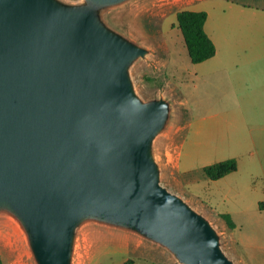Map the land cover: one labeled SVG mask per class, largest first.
<instances>
[{
    "label": "water",
    "instance_id": "95a60500",
    "mask_svg": "<svg viewBox=\"0 0 264 264\" xmlns=\"http://www.w3.org/2000/svg\"><path fill=\"white\" fill-rule=\"evenodd\" d=\"M130 0H0V214L34 264H73L92 220L179 264H237L211 221L162 184L154 141L166 97L143 99L130 68L151 53L103 18Z\"/></svg>",
    "mask_w": 264,
    "mask_h": 264
},
{
    "label": "rangeland",
    "instance_id": "374dc122",
    "mask_svg": "<svg viewBox=\"0 0 264 264\" xmlns=\"http://www.w3.org/2000/svg\"><path fill=\"white\" fill-rule=\"evenodd\" d=\"M63 1L78 4L83 0ZM242 6L246 10H242ZM183 10L209 12L211 25L221 22L264 24V0H130L106 10L103 18L151 51L130 68L137 93L145 100L163 96L172 104L168 125L153 145L155 157L164 171L162 184L211 221L220 232L223 248L230 257L235 252L245 259V264H264V208L260 207V202H264V142H259L257 147V152H261V158L257 157L259 170L254 169V164L249 165L248 160L241 159L237 176L240 178L234 183L211 181L201 170L194 177L178 176L168 162L170 153L176 155L175 149L188 122L211 111L198 105H211L220 96L211 91L194 93L196 66L190 60L177 21V13ZM252 10L258 13L252 15ZM259 51L264 52V42ZM253 96L252 101L259 105V110L251 109L247 115L250 124H257L264 119V85L258 87ZM223 145L219 140V146ZM181 159H186L185 153ZM189 189L205 203L194 200ZM224 193L229 194L226 201ZM228 211L232 212L234 229H228L217 214ZM129 259L133 264H179L162 246L131 232L114 230L92 220L77 229L73 264H122ZM0 260V264H34L23 229L8 213L0 214Z\"/></svg>",
    "mask_w": 264,
    "mask_h": 264
},
{
    "label": "crops",
    "instance_id": "0c3cea01",
    "mask_svg": "<svg viewBox=\"0 0 264 264\" xmlns=\"http://www.w3.org/2000/svg\"><path fill=\"white\" fill-rule=\"evenodd\" d=\"M242 8L246 10L245 6ZM251 12L252 15L258 13L256 10ZM207 15L205 31L216 46V54L195 64L193 88L196 94L211 91L220 96L211 105H198L211 111L188 122L186 132L175 149L176 155L170 153L168 162L178 176L194 177L201 170L211 181L234 183L240 178L237 176L240 174L241 159L248 160L249 165L254 164L256 171L260 168L257 157L261 152H257V147L259 142H264V119L250 124L247 111L259 110V105L252 100L258 87L264 85V52L259 51L264 42V24L221 22L211 25L210 13L207 12ZM219 140L224 143L223 147L219 146ZM184 153L186 159L183 161L181 156ZM227 161L236 162V170L217 180H212L205 173L206 167ZM188 193L194 200L205 203L193 194L192 189ZM228 198L229 194L224 193V201ZM231 213L217 214L231 216ZM231 258L237 264L246 263L235 252Z\"/></svg>",
    "mask_w": 264,
    "mask_h": 264
},
{
    "label": "trees",
    "instance_id": "16d2710c",
    "mask_svg": "<svg viewBox=\"0 0 264 264\" xmlns=\"http://www.w3.org/2000/svg\"><path fill=\"white\" fill-rule=\"evenodd\" d=\"M207 12L196 10H183L177 13V21L181 30L188 55L192 63H200L212 58L216 54V46L205 31ZM234 161L222 162L205 168V173L212 179L222 178L227 173L236 170ZM264 208V202L260 204ZM228 227H236L229 214H220ZM1 262V260H0ZM122 264H133L132 260H126Z\"/></svg>",
    "mask_w": 264,
    "mask_h": 264
}]
</instances>
